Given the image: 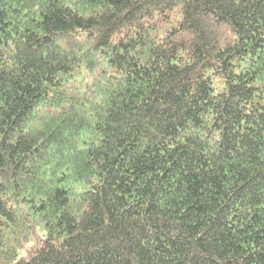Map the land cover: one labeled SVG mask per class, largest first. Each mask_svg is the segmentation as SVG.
<instances>
[{
  "label": "trees",
  "instance_id": "obj_1",
  "mask_svg": "<svg viewBox=\"0 0 264 264\" xmlns=\"http://www.w3.org/2000/svg\"><path fill=\"white\" fill-rule=\"evenodd\" d=\"M0 264H264V0H0Z\"/></svg>",
  "mask_w": 264,
  "mask_h": 264
},
{
  "label": "rangeland",
  "instance_id": "obj_2",
  "mask_svg": "<svg viewBox=\"0 0 264 264\" xmlns=\"http://www.w3.org/2000/svg\"><path fill=\"white\" fill-rule=\"evenodd\" d=\"M24 253H25V251H24V250H22V251H21V254H24Z\"/></svg>",
  "mask_w": 264,
  "mask_h": 264
}]
</instances>
